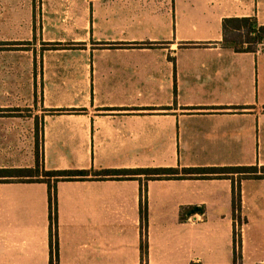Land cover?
<instances>
[{"label":"crops","instance_id":"crops-1","mask_svg":"<svg viewBox=\"0 0 264 264\" xmlns=\"http://www.w3.org/2000/svg\"><path fill=\"white\" fill-rule=\"evenodd\" d=\"M235 17L264 25V0H0V170L33 171L0 176V264H50L43 171L264 166V45L224 47ZM56 198L58 264H234V212L235 264H264V178H90Z\"/></svg>","mask_w":264,"mask_h":264},{"label":"trees","instance_id":"trees-1","mask_svg":"<svg viewBox=\"0 0 264 264\" xmlns=\"http://www.w3.org/2000/svg\"><path fill=\"white\" fill-rule=\"evenodd\" d=\"M222 45L232 49L235 52H254L259 45H264V25H259L254 18H226L222 21ZM67 43H53L52 48H67ZM64 109H50V112H60ZM84 110V109H82ZM38 171V157H37ZM18 172L20 176H29L31 169L17 171L0 170V176L4 173ZM237 176V182L244 178H264V166H238V167H207V168H149V169H105L101 171L64 169L49 170L42 172V178L39 179L48 185L49 217H50V264H58V238H57V198L56 184L60 181L86 180L90 178L99 179H123L134 178L144 175L145 180L151 179H169V178H228V176ZM239 178V179H238ZM240 189L239 185L234 188V203L239 206ZM237 207L234 211H238ZM237 213L234 212V216ZM236 236V234H235ZM235 244V259L240 257V243ZM199 264V263H198Z\"/></svg>","mask_w":264,"mask_h":264},{"label":"rangeland","instance_id":"rangeland-1","mask_svg":"<svg viewBox=\"0 0 264 264\" xmlns=\"http://www.w3.org/2000/svg\"><path fill=\"white\" fill-rule=\"evenodd\" d=\"M28 49H29V47H28ZM43 49H46V46L45 47H43ZM56 49V48H55ZM58 49H60V48H58ZM27 56H28V59H29V56H30V54H27ZM33 56V55H32ZM39 57H38V53H37V63H38V61H39ZM40 62V61H39ZM37 67H39V65L37 64ZM37 73H39V70H37ZM239 179V178H238ZM235 220H236V222H237V231H236V233H238L236 236H235V238L237 237V239H236V241H237V244L239 245V243H240V231H239V228H240V225H242L243 224V220H242V217H241V215L239 214H236L235 215ZM235 258V257H234ZM239 257H237V259H238Z\"/></svg>","mask_w":264,"mask_h":264},{"label":"built area","instance_id":"built-area-1","mask_svg":"<svg viewBox=\"0 0 264 264\" xmlns=\"http://www.w3.org/2000/svg\"><path fill=\"white\" fill-rule=\"evenodd\" d=\"M235 234L237 235L238 233H236V231H235ZM236 239H237V237H236Z\"/></svg>","mask_w":264,"mask_h":264}]
</instances>
